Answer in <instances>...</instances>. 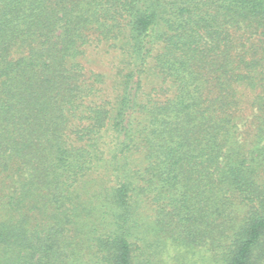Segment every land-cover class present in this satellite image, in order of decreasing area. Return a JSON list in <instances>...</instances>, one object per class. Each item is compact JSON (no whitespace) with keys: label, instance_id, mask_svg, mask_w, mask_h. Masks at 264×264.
<instances>
[{"label":"trees","instance_id":"obj_1","mask_svg":"<svg viewBox=\"0 0 264 264\" xmlns=\"http://www.w3.org/2000/svg\"><path fill=\"white\" fill-rule=\"evenodd\" d=\"M171 251L264 264V0H0V264Z\"/></svg>","mask_w":264,"mask_h":264},{"label":"rangeland","instance_id":"obj_2","mask_svg":"<svg viewBox=\"0 0 264 264\" xmlns=\"http://www.w3.org/2000/svg\"><path fill=\"white\" fill-rule=\"evenodd\" d=\"M90 57V61L92 62L91 63V67L93 68H102L103 67L100 65L99 63V58H96V59H93V57L89 56ZM106 66V65H105ZM170 254H167V255H164L163 256V261L164 263L162 264H179V262H175V260L173 259V251L169 252ZM182 264H209L207 261L205 260H201L197 254L195 253L194 255H188V257L184 260H182Z\"/></svg>","mask_w":264,"mask_h":264}]
</instances>
